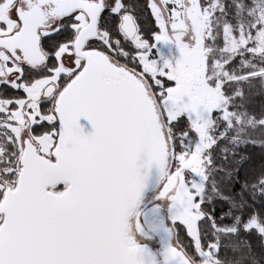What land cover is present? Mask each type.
Masks as SVG:
<instances>
[{"label": "snow or ice", "instance_id": "obj_1", "mask_svg": "<svg viewBox=\"0 0 264 264\" xmlns=\"http://www.w3.org/2000/svg\"><path fill=\"white\" fill-rule=\"evenodd\" d=\"M148 8L0 0V264H264V0Z\"/></svg>", "mask_w": 264, "mask_h": 264}, {"label": "trees", "instance_id": "obj_2", "mask_svg": "<svg viewBox=\"0 0 264 264\" xmlns=\"http://www.w3.org/2000/svg\"><path fill=\"white\" fill-rule=\"evenodd\" d=\"M126 2L134 5V15L137 19L142 36L150 42H153V37L158 26L155 23L150 8H148L150 0H126ZM117 38L122 39L119 34H117ZM132 50L134 51V49ZM248 107L250 111L259 115V113L264 110V95L253 94L249 99ZM240 151L249 157L244 164V169L249 175L257 173L262 167H264V150L259 147H242ZM219 207L220 206H218V210ZM176 231L179 239L183 241V243H189V238L186 236V230L183 226H178ZM252 243L254 245L258 244L255 237H252Z\"/></svg>", "mask_w": 264, "mask_h": 264}, {"label": "water", "instance_id": "obj_3", "mask_svg": "<svg viewBox=\"0 0 264 264\" xmlns=\"http://www.w3.org/2000/svg\"><path fill=\"white\" fill-rule=\"evenodd\" d=\"M81 123H82V124H85V126H86V127H85V130H86V131L90 130V125H88L86 121H84V120L82 119V120H81Z\"/></svg>", "mask_w": 264, "mask_h": 264}, {"label": "rangeland", "instance_id": "obj_4", "mask_svg": "<svg viewBox=\"0 0 264 264\" xmlns=\"http://www.w3.org/2000/svg\"><path fill=\"white\" fill-rule=\"evenodd\" d=\"M166 50H167V49H166ZM173 51L175 52L174 48H173ZM175 55H177V56H178V52H175Z\"/></svg>", "mask_w": 264, "mask_h": 264}]
</instances>
